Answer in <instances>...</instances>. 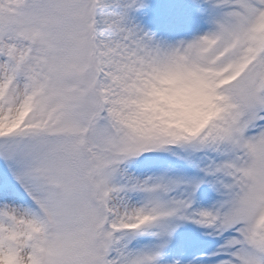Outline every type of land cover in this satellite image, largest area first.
Segmentation results:
<instances>
[{"label": "snow or ice", "instance_id": "obj_1", "mask_svg": "<svg viewBox=\"0 0 264 264\" xmlns=\"http://www.w3.org/2000/svg\"><path fill=\"white\" fill-rule=\"evenodd\" d=\"M0 264H264V0H0Z\"/></svg>", "mask_w": 264, "mask_h": 264}]
</instances>
